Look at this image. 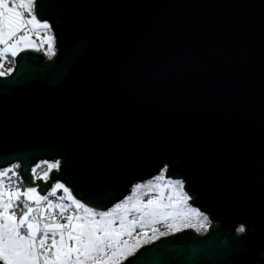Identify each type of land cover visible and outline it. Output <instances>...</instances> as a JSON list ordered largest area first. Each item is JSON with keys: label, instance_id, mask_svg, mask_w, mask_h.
<instances>
[{"label": "water", "instance_id": "obj_1", "mask_svg": "<svg viewBox=\"0 0 264 264\" xmlns=\"http://www.w3.org/2000/svg\"><path fill=\"white\" fill-rule=\"evenodd\" d=\"M34 12L56 53L22 49L0 75V169L18 163L26 187L60 181L103 211L166 167L218 222L121 264H264V0H35Z\"/></svg>", "mask_w": 264, "mask_h": 264}, {"label": "rangeland", "instance_id": "obj_2", "mask_svg": "<svg viewBox=\"0 0 264 264\" xmlns=\"http://www.w3.org/2000/svg\"><path fill=\"white\" fill-rule=\"evenodd\" d=\"M33 7V0H0V75L14 70L12 64L22 49L44 47L47 58L56 53L49 22L28 16L33 14ZM59 166L57 163L41 178L47 181L51 171ZM165 172L166 167L156 176L136 182L123 199L103 211L87 206L81 211L82 202L63 182L53 183L42 194L37 187L28 188L23 183V188L12 175L2 179L3 173L0 260L4 264H120L161 238L186 229L208 231L211 222L207 213L192 204L193 197L183 186L184 181L179 176H166ZM10 186L19 190L17 199L26 207L19 216L3 193ZM43 205L50 214L38 212L32 218L33 210ZM236 232H246V226L238 224ZM44 234L56 235L52 249L43 246L40 239Z\"/></svg>", "mask_w": 264, "mask_h": 264}, {"label": "trees", "instance_id": "obj_3", "mask_svg": "<svg viewBox=\"0 0 264 264\" xmlns=\"http://www.w3.org/2000/svg\"><path fill=\"white\" fill-rule=\"evenodd\" d=\"M12 65L14 66L15 64L13 63ZM57 163H60V161H58V162H54V161H52V162L40 161V162H38V164L35 167L32 168V172L34 173V175L37 178H39V177L41 178L42 174H44L45 172L48 173L54 165H57ZM9 169H10V171H9ZM19 169H20L19 164L15 163V164L11 165L10 167L5 168L4 170H1L0 171V176L4 173L5 175L3 174L4 176L2 177V179L6 178L5 180H7L12 175L13 179H15V180L17 179L19 181L20 185L24 188L23 182L21 181V176L19 174ZM17 170H18V172H17ZM16 189H17L16 187L10 186V188H8V189L6 188L3 191V193L6 196L7 200L12 202V204H13L12 210L15 213L17 212L16 214H18V216H19L20 213L24 212L26 207L24 206L23 202H21V201H19L17 199V195L19 194L18 193L19 190L18 189L16 190ZM9 193H11L12 195L9 196ZM15 193H16V195H15ZM80 206H81V209H80L81 211H83L86 208V206L83 205L82 203H81ZM56 209H58V206L56 207ZM38 212H40L41 214H45V215L50 214V211L47 208V206L43 205V206H41V209L37 208V209L33 210V213H32L31 217L34 218L35 214H37ZM73 225H74V223L72 224V226Z\"/></svg>", "mask_w": 264, "mask_h": 264}, {"label": "flooded vegetation", "instance_id": "obj_4", "mask_svg": "<svg viewBox=\"0 0 264 264\" xmlns=\"http://www.w3.org/2000/svg\"><path fill=\"white\" fill-rule=\"evenodd\" d=\"M163 172V171H162ZM207 216H208V218H209V220H210V222H211V224H210V226L212 225V224H214V223H217L218 221L217 220H215V221H213L210 217H209V215L207 214ZM209 232V229H208V231H206L205 233H200V234H203V235H205V234H207ZM63 236V235H62ZM44 237V238H43ZM42 238L43 239H40L42 242H43V246L45 247V249L47 248V249H52V247H53V245H54V243H55V240L57 239V237H56V235H53V234H50V235H43L42 236ZM63 238L64 239H66V233H64V236H63ZM160 240V239H159ZM66 241H67V239H66ZM158 241V240H157ZM68 242V241H67ZM156 242V241H155ZM123 263V262H122ZM121 264V263H120Z\"/></svg>", "mask_w": 264, "mask_h": 264}, {"label": "built area", "instance_id": "obj_5", "mask_svg": "<svg viewBox=\"0 0 264 264\" xmlns=\"http://www.w3.org/2000/svg\"><path fill=\"white\" fill-rule=\"evenodd\" d=\"M28 16L29 17H33V14L31 13H28ZM38 52H40L41 54L45 55V48H39V49H36Z\"/></svg>", "mask_w": 264, "mask_h": 264}, {"label": "bare ground", "instance_id": "obj_6", "mask_svg": "<svg viewBox=\"0 0 264 264\" xmlns=\"http://www.w3.org/2000/svg\"><path fill=\"white\" fill-rule=\"evenodd\" d=\"M165 169V167L161 170V172L163 171ZM166 172H167V170H166ZM166 172H165V174H166ZM170 175H173V174H170ZM170 175H168V176H170ZM179 178H181V177H179ZM182 179V178H181ZM183 186H184V184H183ZM185 187V186H184ZM81 202V201H80ZM83 204V203H82ZM85 205V204H84ZM85 206H87V205H85ZM88 207V206H87ZM89 208H91V207H89ZM72 228V227H71Z\"/></svg>", "mask_w": 264, "mask_h": 264}, {"label": "clouds", "instance_id": "obj_7", "mask_svg": "<svg viewBox=\"0 0 264 264\" xmlns=\"http://www.w3.org/2000/svg\"><path fill=\"white\" fill-rule=\"evenodd\" d=\"M47 58V57H46Z\"/></svg>", "mask_w": 264, "mask_h": 264}]
</instances>
